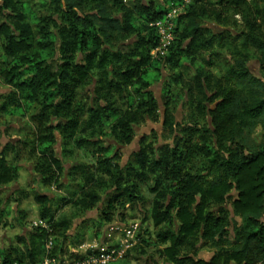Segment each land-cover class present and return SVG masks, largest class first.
Instances as JSON below:
<instances>
[{
	"label": "trees",
	"instance_id": "16d2710c",
	"mask_svg": "<svg viewBox=\"0 0 264 264\" xmlns=\"http://www.w3.org/2000/svg\"><path fill=\"white\" fill-rule=\"evenodd\" d=\"M45 1L53 9L48 16L33 15L31 6L24 0L0 3V75L11 87L5 93L6 101L1 109L7 111L11 107L8 111L13 114L28 113L33 125L23 146L10 142L3 146L0 133V187L19 180L21 166L11 164L8 155L18 154L22 147H28L35 172L45 187L65 185L62 178L65 167L56 149L59 140L67 157L74 154L70 149L73 141L78 148L94 147L92 157L96 164L73 167L71 175L80 177V186L71 197L60 198L55 211L49 193H34L39 217L50 227L39 226L31 234L17 236V245H23L26 251L15 256L16 263L41 264L46 257H52L58 258L60 264L64 258L69 264H78L84 254L76 249L86 241L85 235L71 238L72 216L60 211L73 205L87 212L102 202L100 210L105 216L100 223H110L118 209L142 200L141 184L152 180L150 192L154 200L149 213L156 230L154 246H160L158 253L168 264H230V261L255 264V258L264 252V149L241 155L234 148L238 140L226 143L227 129L217 113L228 108L227 103H222L228 97L205 93L197 102L203 92L202 80L208 79L205 72L194 71L188 83L181 72L167 77L162 72L165 60L169 69H177L184 63L183 57L196 60L203 51L215 49L218 37L217 46L223 48L239 40L244 31L214 33L203 24L188 22L177 44L182 19L191 16L185 12L177 18L175 41L169 53L164 58H155L152 51L158 46L159 37L152 23L162 19L174 6H160L157 0L151 3L131 0V6L124 0H67L66 6L61 0ZM237 2L218 0L223 11L216 14L215 21L230 25L222 18L223 12ZM246 27L254 30V19ZM255 40L253 37V44ZM248 43L249 39L245 38L243 45ZM212 55L220 54L214 51ZM260 62L264 68V60ZM205 63L208 67L214 65V61ZM160 75L164 84L167 81L169 85L179 86L183 100L191 101L186 102L191 111L189 119L178 122L166 113L164 132L175 136V144L158 149L148 143L135 153L133 163L122 166L116 148L133 143L135 128L123 142L112 139L116 142L112 148L90 136L89 131L112 126L110 120H115L119 112L120 98H126L127 106H134L142 113L135 127L147 120H157L161 108L152 86ZM234 75L253 94L264 87V77L255 75L250 64ZM185 87L187 92L183 91ZM164 88L165 93L171 91L168 85ZM137 97H141L139 104ZM101 100L107 102L100 103ZM171 100L168 97L166 104L170 106ZM208 103L214 104V108L208 107ZM262 106L264 99L257 97L248 111L258 115L257 109ZM209 116L215 122L213 128L200 122ZM144 136L145 142L148 136ZM97 152L103 154L102 158L97 157ZM194 157L205 163L199 170L193 165L192 170L185 171L187 162ZM150 176L154 179H149ZM23 195L22 199H28L33 194L23 192ZM9 203L0 197V230L8 225ZM50 237L53 246L48 250ZM204 248L213 250L209 259L200 257ZM16 251L10 245L0 253L3 264H11L10 257Z\"/></svg>",
	"mask_w": 264,
	"mask_h": 264
},
{
	"label": "rangeland",
	"instance_id": "374dc122",
	"mask_svg": "<svg viewBox=\"0 0 264 264\" xmlns=\"http://www.w3.org/2000/svg\"><path fill=\"white\" fill-rule=\"evenodd\" d=\"M24 1L28 2L31 6V12L33 13V15L48 16L53 13L52 7L48 5L45 0H43V2L42 0ZM183 13H185V11H183ZM186 21L187 19H182L179 32H181V30H183V28L187 26ZM203 25L209 27L212 31H214V33H225L226 31H234V33L237 32V29L231 24L221 25L217 22L213 23L211 20H209L208 23H205ZM225 35L227 36V34ZM178 41L181 42L179 40V37L177 36V44ZM219 41L220 38L218 37L217 45ZM217 45L215 49L220 48ZM1 60L2 49L0 45V63ZM182 61L184 63H182V65H180L177 69H169L168 66V70L165 71V77H167V74L171 75L177 72H181L184 75L185 80H192L195 74L194 69H198L201 63H205V61H202L199 58L195 60V58L183 57ZM250 67L255 75L264 77V68L259 59L253 60V62L250 63ZM160 84H164V81L161 80ZM160 84L155 83L152 86V91L155 94V97L159 99L161 107V110L159 109L157 112V120H147L135 127V139L133 143L128 146H117L116 148L117 152L119 153V161L123 162L122 166H126L127 164L133 163L135 159V153L139 151L142 147H144L146 144L153 143L154 140L162 141L161 143H153L154 146L158 149L163 148V145L173 146L175 144V136L164 132V115H166V113H170L174 118H177L178 122H185L189 119V113L191 111L188 109L186 103H182L174 113L171 111L170 106H167V109H165L166 106L164 105H167L166 102L168 99V92L166 90L165 93V88L161 87ZM177 87L179 88V86ZM10 89L11 87L4 83L3 78L0 75V100H2L3 103L6 101L5 93L8 92ZM88 92L89 91L87 90L84 93V98L86 97ZM181 92L182 91L180 89V91L176 93V95L180 99L183 98ZM119 101L123 105H127L126 98H120ZM3 103H0L1 144L4 146L5 144L10 142L17 146H23V140L26 139L28 131L33 128V125L29 119V115H27L28 113L24 115H20V113L13 114L8 111L11 107H9L7 111L2 110L1 106ZM210 108L213 109L214 104ZM200 122L205 127L211 126V128H213L215 125L213 117L211 116L203 118L202 120H200ZM137 133H139L138 136L136 135ZM144 135L148 136L145 142ZM102 136L103 135L96 136V139L102 140ZM102 144L105 146H109V148H112L116 145V142L113 141L111 138H108V143L105 144L102 142ZM56 147L58 154L62 159L65 167V170L62 175L65 185L61 188H57L55 186L56 191H50L53 186L45 187L41 183L39 175L35 172L34 162L29 157L28 147H22V151L16 154L17 157L16 155L11 153L8 155L9 162L11 164H19L21 166V169L20 178L16 183L0 187V197L3 200H9V207L11 209L9 216L6 218L8 225L0 230V241L8 240L9 242H11L12 240H15L17 242L16 238L18 235L31 234L37 227H39V205L34 199V193L36 191L49 193L53 198V202L55 203L56 208L58 204H60V198L71 197V195L68 196L61 194L62 190H70L74 188L75 190L71 191L72 194L80 186V177L72 176L71 172L74 166L78 164L88 163L86 159L77 160L75 159V157L80 155L81 152L83 153L84 157H92L94 147L88 146L78 148L75 145L70 146V149L74 152L72 157H67L63 155L65 152L63 151L62 143L60 140L57 143ZM151 186H153L152 180L148 181L147 183L144 182L143 184H141L142 200L136 202L133 206L128 205L126 209H118L115 213H113V220L110 223H100L103 221L105 216V214H103V211L100 210L103 206L102 202L98 206L94 207L93 209L87 212L80 211L79 209H77V207L69 205L64 207V209L60 211V214L72 216L73 228L77 223L81 221V218H84L85 221L91 220L90 231L88 233H85L87 239L86 241L88 242V244L91 245H115L117 244L118 239L121 236V232L119 230L120 227L131 225L135 226L137 232L136 235L139 236L141 239L138 240V242L134 244L133 247L130 248L124 256H122L121 258H119L118 261L112 264H168L165 259L162 258L160 253H158L160 246H154L156 244L157 239L155 236L156 230L153 226V222L150 218L149 213V208L152 206V202L154 200V195L150 192ZM23 192H29L33 195H31V197H29L28 199H22L24 196ZM17 199H22V201H20V203H17ZM34 221L36 222L34 223ZM105 225L107 227H105ZM97 232H99V234L95 235ZM97 237H99V239H97ZM149 249H152L153 251L150 252ZM212 253V249L204 248L200 252V257L209 259L212 256Z\"/></svg>",
	"mask_w": 264,
	"mask_h": 264
},
{
	"label": "clouds",
	"instance_id": "9594fccd",
	"mask_svg": "<svg viewBox=\"0 0 264 264\" xmlns=\"http://www.w3.org/2000/svg\"><path fill=\"white\" fill-rule=\"evenodd\" d=\"M43 2V0H42ZM67 0H61V3L66 6ZM135 2V0H132ZM145 3H151L152 0H142ZM158 4L163 7L175 6V11L169 13L170 21L175 18L176 13L179 11H185L191 13L186 23L192 22L195 24H205L209 20L215 23V16L217 13L223 11L222 6L218 3V0H157ZM3 3V0H0ZM126 5L131 6L130 0H124ZM259 9V13L256 10ZM79 11V9H77ZM115 14V13H113ZM224 19L235 27L237 30H243L244 35L235 42H229L225 47L219 49H209L203 51L199 54V59L202 61H214L212 67H208L206 63H201L198 69L194 71H203L207 74L208 79L202 80L203 92L197 97V102L199 99L203 98L206 93L211 96L212 93H217L218 96L228 97L227 101H222V103H227L228 108L223 112H218V119H224V125L227 129V144H232L233 140H238L239 143L234 145L237 151H240L241 155H247L250 152H256L260 149H264V106L257 109V114L250 113L248 109L257 102V97L264 99V87L257 89L255 94H253L248 87L241 85L239 80L236 79L234 73L246 67L248 64L252 63L255 59L264 60V0H238L237 3H233L232 7L223 12ZM255 21V29H249L246 27L249 21ZM162 23V22H161ZM169 28H174L173 23H169ZM163 31V29H161ZM210 35V34H209ZM178 37L183 36V30L177 33ZM256 37L255 44L252 42V38ZM245 38L249 39L247 46L243 45V40ZM179 43V41H178ZM163 48V44L161 45ZM174 51H178L174 49ZM219 52L220 55L213 56V52ZM253 51L256 55L253 56ZM168 70V64L165 60L162 65V72ZM164 80L163 75H160L159 79L154 81L156 84H160V81ZM188 83L187 79L185 81ZM168 85L171 91L167 93V97H172L171 100V111L174 113L176 109L180 107L182 103H190V100L180 99L176 93L180 89L176 85H169L167 81L165 84H160L161 87ZM151 86V85H149ZM236 90L235 92L233 90ZM187 92V88L183 89ZM238 93V95H237ZM165 97V98H167ZM141 97L136 98L137 104H139ZM107 101L101 100L100 103H106ZM0 103H3L0 100ZM117 106L119 112L115 117V120H110L112 126H102L101 128H92L89 131L90 136H102V142L107 144L108 138L113 140H118L123 142L128 136L129 132H132L135 128L137 121L140 119L142 113H140L134 106L129 107L123 105L119 100H117ZM169 106V105H164ZM208 107H212V103H208ZM211 115V114H209ZM244 121L245 123H241ZM178 131V129H176ZM137 136L139 133L136 134ZM215 140V137H213ZM160 140H154L153 143H161ZM75 141L70 146H74ZM242 148V150H241ZM228 153H225L227 155ZM97 157L102 158L103 154L97 152ZM75 159L82 160L86 159L88 164L95 165L96 160L91 156L84 157L81 152L80 155L76 156ZM115 157L113 158V166L115 164ZM188 163V167L185 171L192 170V166H195V170H199L202 163H205L200 159V157H194ZM121 164L123 162L121 161ZM55 168V165H53ZM95 171V169H89V172ZM83 175V173H81ZM149 179H154L151 176ZM146 181L145 183H147ZM72 183V182H70ZM75 190H62L61 194L71 195V191ZM50 191H56L55 186H53ZM146 191V189H145ZM53 211H55V206H53ZM51 219V217H49ZM57 219H59V214H57ZM36 221H34L35 223ZM44 224L45 228H49L50 225L46 224L45 221H38ZM105 227H107L105 225ZM71 231V229H69ZM129 235H133L129 233ZM99 239V237H97ZM16 247L17 251L13 253L10 257L11 264H16L15 256L22 254L26 251L23 245H17L15 240L9 242L8 240L0 241V253H3L9 247ZM99 246V245H95ZM107 246L106 244L104 245ZM87 247V245H85ZM149 251H153L149 249ZM259 252V249L256 250ZM255 256V253H253ZM0 264H3V258L0 257ZM43 264H48L45 260ZM230 264H236L235 261H230ZM243 264V261L241 262ZM255 264H264V252H260L259 256L255 258Z\"/></svg>",
	"mask_w": 264,
	"mask_h": 264
},
{
	"label": "built area",
	"instance_id": "2783aa9c",
	"mask_svg": "<svg viewBox=\"0 0 264 264\" xmlns=\"http://www.w3.org/2000/svg\"><path fill=\"white\" fill-rule=\"evenodd\" d=\"M172 11H175V6L171 7L162 19H158L157 21L152 23V26L156 28L159 37V44L152 51V54L155 58L166 57L173 42L175 41L177 18L183 13V11L177 12L175 18L170 21L169 13ZM169 23H173L175 27L169 28ZM161 29H163V31H161ZM162 44L163 48H161ZM39 221H41V219ZM38 226H42L45 228L44 224L41 223H39ZM119 230L121 232V236L119 237L118 242L115 245L105 247L88 244L87 247H82V251L80 252V254H84V257L80 261H78V264H112L118 261L119 258L124 256L125 253L138 242L135 226H124L120 227ZM129 233H132L133 235L130 236ZM52 246L53 237H50L46 247L48 250H50ZM45 260L48 262V264H60L58 258L46 257ZM43 262L41 264H43ZM69 263L70 261L67 258H64L62 264Z\"/></svg>",
	"mask_w": 264,
	"mask_h": 264
},
{
	"label": "crops",
	"instance_id": "0c3cea01",
	"mask_svg": "<svg viewBox=\"0 0 264 264\" xmlns=\"http://www.w3.org/2000/svg\"><path fill=\"white\" fill-rule=\"evenodd\" d=\"M80 220L81 221L79 223H77L74 226L73 230L71 231V235H72L71 238H75V237L84 238L83 235H85V233H88L90 231V227H91L90 222H91V220L90 221H85L84 218H81ZM98 234H99V232H97L95 235H98ZM85 239H86V236H85ZM85 245H88L87 241H85L84 244L79 246L76 249V251L81 252L82 251V247H85Z\"/></svg>",
	"mask_w": 264,
	"mask_h": 264
},
{
	"label": "water",
	"instance_id": "95a60500",
	"mask_svg": "<svg viewBox=\"0 0 264 264\" xmlns=\"http://www.w3.org/2000/svg\"><path fill=\"white\" fill-rule=\"evenodd\" d=\"M158 99V98H157ZM158 101H159V99H158ZM159 105H160V103H159ZM161 108V107H160ZM163 112H164V107H163Z\"/></svg>",
	"mask_w": 264,
	"mask_h": 264
}]
</instances>
